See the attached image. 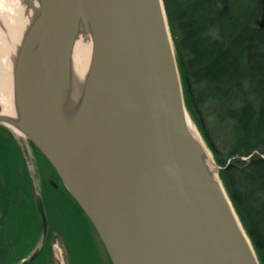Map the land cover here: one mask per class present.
Returning a JSON list of instances; mask_svg holds the SVG:
<instances>
[{
    "label": "water",
    "instance_id": "1",
    "mask_svg": "<svg viewBox=\"0 0 264 264\" xmlns=\"http://www.w3.org/2000/svg\"><path fill=\"white\" fill-rule=\"evenodd\" d=\"M14 115L0 124L54 169L111 264H260L205 143L190 126L163 0H24ZM254 19L264 27V0ZM89 36L87 73L72 51ZM38 253L48 233L42 197Z\"/></svg>",
    "mask_w": 264,
    "mask_h": 264
},
{
    "label": "trees",
    "instance_id": "2",
    "mask_svg": "<svg viewBox=\"0 0 264 264\" xmlns=\"http://www.w3.org/2000/svg\"><path fill=\"white\" fill-rule=\"evenodd\" d=\"M163 4L191 119L207 143L200 118L204 104L214 101L219 121L228 124L227 153L223 156L208 145L264 264V27L254 23L259 4L257 0H163ZM79 212L84 228L94 231L80 208Z\"/></svg>",
    "mask_w": 264,
    "mask_h": 264
},
{
    "label": "rangeland",
    "instance_id": "3",
    "mask_svg": "<svg viewBox=\"0 0 264 264\" xmlns=\"http://www.w3.org/2000/svg\"><path fill=\"white\" fill-rule=\"evenodd\" d=\"M216 111L214 101H209L200 108V118L208 143L190 114L189 118L218 165L208 144L210 142L224 156L230 139L228 124L219 121ZM4 150L2 148L0 153V192L3 193L0 194V216L6 215L8 220L0 223V264H20L40 244L41 223L31 193L30 176L37 192L44 195L49 232L37 255L27 264H79L83 260L93 264H100V261L102 264H109L100 239L90 227L87 230L84 228L78 206L40 151L35 148V153L33 150L36 160L29 158L26 166L25 160L19 162V156L15 164L14 159ZM9 216L17 217L18 219L14 218L17 222L11 220L8 224Z\"/></svg>",
    "mask_w": 264,
    "mask_h": 264
},
{
    "label": "bare ground",
    "instance_id": "4",
    "mask_svg": "<svg viewBox=\"0 0 264 264\" xmlns=\"http://www.w3.org/2000/svg\"><path fill=\"white\" fill-rule=\"evenodd\" d=\"M37 6L34 3L33 7H29L24 0H0V107L2 114L5 115H14L12 57L21 38L24 25ZM90 53L89 36L80 34L72 51L76 83L82 82L87 73ZM190 126L193 128L191 123ZM17 134L21 135L18 131Z\"/></svg>",
    "mask_w": 264,
    "mask_h": 264
},
{
    "label": "flooded vegetation",
    "instance_id": "5",
    "mask_svg": "<svg viewBox=\"0 0 264 264\" xmlns=\"http://www.w3.org/2000/svg\"><path fill=\"white\" fill-rule=\"evenodd\" d=\"M23 141H24V143L27 146V150H28V153H29V158L36 160L35 153H36L37 148L28 139H26L25 137H23ZM0 145H1L0 153H1V149L4 148L5 149L4 151H6L10 155V157H12L14 159L15 164H16V161L18 160L17 159L18 156H19V162L22 163L25 160V164L27 163L26 162L27 159H26V157L24 155V152H23L22 143L19 141V135L13 129H11L10 127L5 126L3 124H0ZM35 148H36V150H35ZM33 150H34L35 153L33 152ZM26 166H27V164H26ZM24 167H25V165H24ZM48 171H49V169H47V174H49ZM16 173H17V171L15 170V172H14L15 176L17 175ZM30 188H31V176H30ZM31 193L33 195L32 188H31ZM0 194L3 195V193H1V192H0ZM41 197H42V201H43V205H44V195H42V193H41ZM0 208H1V201H0ZM35 208H36V206H35ZM44 209H45V205H44ZM45 212H46V210H45ZM36 213H37V210H36ZM46 215H47V213H46ZM14 218L18 219L17 217H14ZM14 218L9 216L8 224H10L11 220H13V222L16 223L17 221H14L15 220ZM39 219H40V217H39ZM6 220H8L6 215L4 217L0 216V223L4 222ZM47 220H48V232H49V219H48V216H47ZM40 223H41V219H40ZM0 231L2 233V229H0ZM41 231H42V227H41ZM47 235H48V233H47ZM40 237H41V234H40ZM26 240H29V239H26ZM108 260H109V258H108ZM109 262H110V260H109ZM100 264H102L101 261H100Z\"/></svg>",
    "mask_w": 264,
    "mask_h": 264
}]
</instances>
